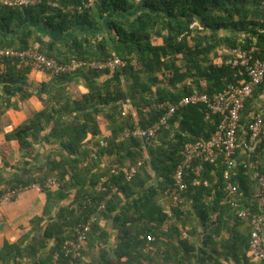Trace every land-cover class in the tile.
I'll return each mask as SVG.
<instances>
[{
	"label": "trees",
	"instance_id": "16d2710c",
	"mask_svg": "<svg viewBox=\"0 0 264 264\" xmlns=\"http://www.w3.org/2000/svg\"><path fill=\"white\" fill-rule=\"evenodd\" d=\"M52 2L56 6L43 0L10 7L0 0V49L36 48L58 63H86L32 84L31 67L0 59V117L20 110L32 97L42 105L0 146V196L37 184L47 198L31 229L22 230L16 243L3 244L0 264L24 258L30 264H66L64 242L91 215L96 220L74 264H262L251 261L248 223L226 201L223 158L204 165L200 185L188 183L181 205L166 195L183 146L209 139L216 129L219 117H207L206 106L178 109L130 181L111 167L129 170L143 159L141 141L121 138L125 131L158 122L166 112L161 104L195 91L212 97L244 80L239 69L225 65L229 54L223 50L254 48L253 57L264 60V0ZM112 55L126 65L113 71L88 65ZM217 58L220 66L214 63ZM75 85L87 92L75 97L70 91ZM257 115L264 117V79L240 112L239 142L248 139V126ZM43 143L53 147L43 162H35L36 147ZM253 160L262 162L258 170L264 174V138ZM6 168L13 170L9 178L2 173ZM253 172L237 166L232 183L242 204L259 211ZM101 177L106 191L95 188ZM48 180L58 183L55 191L46 186Z\"/></svg>",
	"mask_w": 264,
	"mask_h": 264
},
{
	"label": "built area",
	"instance_id": "2783aa9c",
	"mask_svg": "<svg viewBox=\"0 0 264 264\" xmlns=\"http://www.w3.org/2000/svg\"><path fill=\"white\" fill-rule=\"evenodd\" d=\"M43 0H4V3L10 7L33 5ZM50 6H56L52 0H47ZM92 2V0H89ZM79 11V10H78ZM255 49L244 50L236 48L229 51V57L225 60V65L240 70L244 80L230 84L227 88L214 96L210 97L205 93L197 92L183 97L174 103H163L160 108L166 110L165 114L158 122L147 128H135L131 131H125L121 140L134 138L142 142V160L131 166L129 170L121 168L117 165L111 167V172L117 174L124 172L127 181L137 173L142 165L143 160L148 159V148L153 144L161 127H163L168 119L180 108L187 106L204 105L208 109L209 115L219 117L216 129L207 140H199L194 143H187L180 152L181 161L176 166L173 174V188L166 192L171 199L173 205H181L184 202L183 193L186 191L188 183L192 186H199L204 165H215L219 158H223L225 162V170L223 179L225 180L224 192L226 193V201L236 211L237 217L246 221L249 226V255L254 261L264 264V174L258 167L262 162L253 160L257 144L264 138V117L257 115L253 118L248 126V139L239 142L237 137V127L240 112L244 106V102L252 95L256 87L262 83L264 79V60L254 58ZM8 58L17 60L26 64L33 70L42 71L50 76L72 73L84 65L85 62L80 60H71L67 63H58L56 60L40 53L36 48H29L24 51H14L0 49V59ZM222 62L219 63L220 66ZM91 69L103 71H113L117 68H123L126 61L112 55L104 61H93L88 64ZM144 113H148L149 109L145 108ZM242 165L245 169H252L253 178L256 181V188L253 198L258 202L259 211L252 206L243 205L237 186L232 183L234 170L237 166ZM106 178L101 177L96 184L98 191H106ZM204 185L207 182L203 183ZM47 187H57L58 183L48 180ZM31 189H39V185L34 184L26 187ZM11 190L0 196V205L8 203L16 199L18 194L26 189ZM239 194V198L235 197ZM110 198L107 195L106 200ZM105 202L98 207V212L104 209ZM96 220V215H91L85 224L76 229L73 238L64 242L62 254L67 259L66 264H74L79 251L85 244L86 234L91 228V224ZM150 240V237H147Z\"/></svg>",
	"mask_w": 264,
	"mask_h": 264
},
{
	"label": "crops",
	"instance_id": "0c3cea01",
	"mask_svg": "<svg viewBox=\"0 0 264 264\" xmlns=\"http://www.w3.org/2000/svg\"><path fill=\"white\" fill-rule=\"evenodd\" d=\"M224 52L229 54L226 50L222 51V53ZM220 62H222L221 58L214 60L216 65H219ZM49 79L50 75L38 70H32L28 75V82L32 84H39L43 81H48ZM70 91L74 92L75 97L77 98L81 94H85L87 92L84 87L79 85L71 86ZM41 109L42 105L40 102L32 97L21 104L20 110H7L0 117V146L7 143L5 140L7 134L26 121L31 116L32 112H38ZM133 115H136L134 111ZM102 132L104 136L109 134L104 127H102ZM90 139L91 136H88L86 141H90ZM9 144L12 149H15L14 142H9ZM52 147V145H46L44 143L37 146V151L34 154L33 160L39 163L43 162ZM0 165L2 166L1 154ZM2 173L5 178H9V175L13 173V170L6 168V170L2 171ZM56 189L57 187H51L52 191H55ZM46 202V195L40 189L26 188L22 190L13 201L0 205V249L4 243H8L10 245L16 243L20 238L22 230L29 231L31 229V220L42 215ZM54 211L55 210H53L52 215L54 214ZM251 261L259 263L253 259H251ZM18 264H30V260L24 258L20 260Z\"/></svg>",
	"mask_w": 264,
	"mask_h": 264
}]
</instances>
